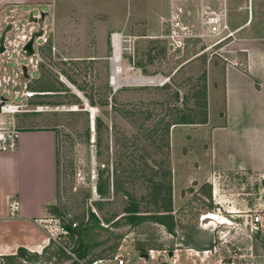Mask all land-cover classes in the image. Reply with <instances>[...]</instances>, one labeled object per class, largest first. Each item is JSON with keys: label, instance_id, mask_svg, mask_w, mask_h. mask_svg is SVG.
<instances>
[{"label": "rangeland", "instance_id": "374dc122", "mask_svg": "<svg viewBox=\"0 0 264 264\" xmlns=\"http://www.w3.org/2000/svg\"><path fill=\"white\" fill-rule=\"evenodd\" d=\"M198 3L57 1V19L84 25L85 40L91 29L97 31L100 45L94 47L90 40L72 41L74 33L33 24V32L42 31L34 55L22 59L23 52H13L17 62L9 65L20 91L24 82L30 90L47 89L23 102L47 103L41 110L57 130V197L45 224L94 228L93 239L104 242L81 258L72 252L81 250L77 235L67 232L50 239L37 256L10 263L0 257V264H117L115 254L126 264H264V230L250 235L244 220L264 209V171H217L211 184L200 176L207 166L202 149L207 140L198 121L208 112V76L224 59L216 46L207 48L212 39L198 36ZM69 4L74 10L64 8ZM66 11H73V18L63 17ZM171 28L173 37L167 36ZM113 33L121 36L119 62ZM54 34L65 39L63 45L54 42ZM11 38L9 48L19 50L20 39ZM114 74L117 87L110 83ZM214 109L212 103L213 114ZM131 207L134 212L127 211ZM90 210L95 216L89 217ZM129 215L142 218L131 221ZM225 217L236 223L219 224ZM98 223L108 230L99 231ZM197 243L205 249L192 247ZM132 249L138 255H129Z\"/></svg>", "mask_w": 264, "mask_h": 264}, {"label": "crops", "instance_id": "0c3cea01", "mask_svg": "<svg viewBox=\"0 0 264 264\" xmlns=\"http://www.w3.org/2000/svg\"><path fill=\"white\" fill-rule=\"evenodd\" d=\"M57 1L0 0V33L11 24L5 34V49L0 52V93L12 87L15 68L9 62H17L13 52L22 54L20 35L35 31V25H48V31L54 33H74L72 41L90 40L91 47L100 45L96 30L91 29L85 40L84 25L64 24L63 18L57 19ZM198 1L195 10L198 15L202 9L225 11L229 28L235 31L231 41L220 49L224 61L208 76L207 82L208 112L206 122L201 123L206 132L207 141L202 149L207 166L200 176L206 175V182L211 184L217 171H264V0ZM64 8L74 10L70 4ZM64 15L73 18L74 12L66 11ZM11 34L20 39L19 43L14 40L19 50L9 48L13 41ZM64 41L60 34L54 40L60 45ZM21 57L28 58L25 54ZM19 64L22 68L23 64ZM62 80L73 88L65 78ZM6 115L9 119L0 114V129L14 124L19 136L13 150L0 149V255L15 254L20 247L41 254L52 239L45 220L57 197V130L47 125L48 117L42 110ZM13 204H16L14 213ZM175 251L169 252V257ZM133 254L138 252L132 249L129 255Z\"/></svg>", "mask_w": 264, "mask_h": 264}, {"label": "built area", "instance_id": "2783aa9c", "mask_svg": "<svg viewBox=\"0 0 264 264\" xmlns=\"http://www.w3.org/2000/svg\"><path fill=\"white\" fill-rule=\"evenodd\" d=\"M199 19H200L201 30L198 36L212 39V42L207 46V48L216 46L218 49H221V47H223L225 44L230 42L231 39L233 38L235 31L229 28V25L226 21L225 11H221V10L206 11L202 9V11H200L199 13ZM34 33L35 32L33 31L29 32V34L23 35L22 37L23 43L20 45L21 46L20 50L24 54L25 51L22 49V47L24 43L29 39V37L34 35ZM117 35L118 33L111 34L110 39L112 46L114 41L117 40V38L121 39V36L119 35L118 37ZM174 35H176V32L173 28H171L170 33L167 36L173 37ZM36 38H40V36ZM33 47H34V43H33ZM34 53H35V49H34ZM34 53L32 55H34ZM21 73H23L22 68H21ZM11 82L13 83L12 87L6 88L5 90L3 89V91L0 93V98L1 97L5 98L4 101L2 102L0 99V114L14 115L22 112H35V111H40L44 107H47L46 105H41V104L28 107L27 103L23 102V100L31 99L36 95H42L46 93L45 91L30 90L27 86V82L23 83V89L20 91L16 87L20 86L21 81L16 80L14 83V80L12 79ZM110 83L112 85H115L113 83V76L110 79ZM18 136H19V130L18 127H16V125L14 124H12V126L7 129H0V149L4 151L13 150L16 146ZM15 205L16 204L11 205L12 213H14L16 210ZM224 220H226L224 223H219V224L230 225L232 223H236V221L229 220V218L226 217L224 218ZM244 220L248 224V232L250 233V235H254L257 232H262V230H264V209L259 210L254 214H248V217L245 218ZM48 229L52 235V239L58 238L60 234L67 233V228L59 224L54 225V227L48 226ZM213 250L216 251V247H214ZM113 260L116 261L117 264H123L125 261L118 254H115L113 256Z\"/></svg>", "mask_w": 264, "mask_h": 264}, {"label": "trees", "instance_id": "16d2710c", "mask_svg": "<svg viewBox=\"0 0 264 264\" xmlns=\"http://www.w3.org/2000/svg\"><path fill=\"white\" fill-rule=\"evenodd\" d=\"M44 90H47V89H39L38 91H44ZM206 117L207 116H205L201 121H198V123H205L206 122ZM95 120H97V118ZM180 122L194 123L192 121H180ZM97 189H98L97 191H98L99 194L103 193V189H102V186H101L100 183L97 185ZM127 211L128 212H134L135 211V208L134 207L128 208ZM128 218L131 221H133L134 219H140L142 217H139L138 215H129ZM152 218H154V217H152ZM157 218H158V221L160 222V218H162V216L161 217H157ZM66 228H67V232H69L71 234L75 233L77 235V244H76V247L81 246V250L80 251H77V252L75 250H72V252L73 253H76L81 258H83L84 255H86L88 253V251L90 250V248L92 246H95V245H98L99 243L104 242V241H97V240L93 239L94 230H95L94 228H92V229L91 228L75 229V228H73L71 226H66ZM97 228L100 229L99 231H107L108 230L107 227H104V226L100 225L99 223L97 224ZM167 228H168V230L170 232L173 231V229L170 226H167ZM193 245L194 246H192V247H194V248H197V249H205V248H202L201 247L200 243L193 244ZM28 254L29 255H35V256L38 255L36 253L32 254L31 252H29L25 248L20 247V248H18L17 253L11 254V255H0V257L1 258H7L9 260L8 262L10 263L14 259H16L18 256L25 257Z\"/></svg>", "mask_w": 264, "mask_h": 264}, {"label": "water", "instance_id": "95a60500", "mask_svg": "<svg viewBox=\"0 0 264 264\" xmlns=\"http://www.w3.org/2000/svg\"><path fill=\"white\" fill-rule=\"evenodd\" d=\"M11 29V24H8L4 27V29L1 31L0 33V52L4 51V39H5V34L8 30ZM42 34V31H38L35 32L34 35H32L31 37H29V39L24 43L22 49L25 51V55L30 56L34 53V47H33V43H34V39L37 36H40ZM23 69V74L24 76L27 78L28 74H27V70L25 65L22 66ZM1 102L4 101V97H1ZM91 124H93V119L91 120ZM95 216V212H93L92 210L89 211V217H93ZM172 251H170L171 254ZM140 256L147 258L148 257V253H141ZM228 264H232V263H228Z\"/></svg>", "mask_w": 264, "mask_h": 264}, {"label": "bare ground", "instance_id": "6f19581e", "mask_svg": "<svg viewBox=\"0 0 264 264\" xmlns=\"http://www.w3.org/2000/svg\"><path fill=\"white\" fill-rule=\"evenodd\" d=\"M118 37H119V34L117 35ZM121 39H118L117 38V40H115L114 41V43H113V45H114V47H115V61L116 62H119L120 61V59H121V50H120V48H121V45H120V41ZM112 59V58H111ZM114 59V58H113ZM119 72V71H118ZM113 83L116 85V75L114 74L113 75ZM116 87H117V85H116ZM89 106V105H88ZM77 107L78 106H74L73 107V109L74 110H76L77 109ZM90 107V106H89ZM79 109V108H78ZM89 110V109H88ZM96 113V112H95ZM91 120L94 118V112L91 114ZM93 127H94V120H93ZM92 127V128H93ZM93 130H94V128H93ZM95 133V132H94ZM211 215H214V214H211ZM215 216V215H214ZM102 260H97L96 262H94L95 264H98L99 262H101Z\"/></svg>", "mask_w": 264, "mask_h": 264}]
</instances>
